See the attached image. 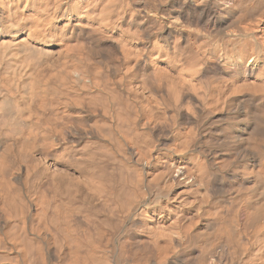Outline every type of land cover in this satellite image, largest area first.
Returning a JSON list of instances; mask_svg holds the SVG:
<instances>
[{"label":"bare ground","instance_id":"obj_1","mask_svg":"<svg viewBox=\"0 0 264 264\" xmlns=\"http://www.w3.org/2000/svg\"><path fill=\"white\" fill-rule=\"evenodd\" d=\"M263 11L0 0V264H264Z\"/></svg>","mask_w":264,"mask_h":264},{"label":"rangeland","instance_id":"obj_2","mask_svg":"<svg viewBox=\"0 0 264 264\" xmlns=\"http://www.w3.org/2000/svg\"><path fill=\"white\" fill-rule=\"evenodd\" d=\"M263 12H264V11H263ZM263 12H262V14H260V16H259L260 18L257 19V20H258L257 23H259V24H258V26H256V30L259 29V30H258L259 32H257V33L260 34L259 37H261V38H264V36H263V35H264V13H263ZM255 24H256V23H255ZM257 28H258V29H257ZM260 31H261L262 33H261ZM261 34H262V35H261ZM159 171H160V168H159V170L157 171V173H159ZM36 186H37V187H35V185H34V187H33L34 190H35V189L37 190V188H38V186H39V183L36 184ZM34 190H33V192H34ZM81 195H82L81 193L76 194V197H77V198H76V197H75V198L78 199V200L75 199V200L71 203L73 208L77 205V203H78V206L81 207V208L79 207L80 209H78V208H76V207L74 208V209H75V211H73L74 215H75L76 210L79 211V212L81 211V212H80L81 214H82L83 212H84V214H86V212L84 211L85 209L82 211V208H85V207L83 206V204H84L83 202H84L85 200H84L83 196H81ZM82 198H83V199H82ZM79 199H80V201H79ZM81 200H82V202H81ZM75 203H76V204H75ZM81 203H83V204H81ZM73 204H74L75 206H74ZM79 212H76V213H78V214H79V217H80V213H79ZM73 213H72L71 217H72L73 219L77 218L78 215H75V218H74ZM84 214L81 215L83 218L85 217ZM76 216H77V217H76ZM82 217H81V218H82ZM81 218H78L79 220L76 219V221L74 220V222H75L74 224L76 225V223L78 222L77 225L80 226L79 224H81V225L83 224V225H82V227H83V226H84V223H83V222L86 223V222L88 221L89 223L87 222L88 224H86V225L84 226V227H85L84 230L89 229L90 232H92V231L94 230V228H93L94 225L92 224L93 226H92V225L90 226V224L92 223V222H90V219H91V221H93L92 218H89L88 214L86 215V218H85L86 220L82 218V219L85 220V221L82 220V222H81ZM88 218H89V220H88ZM79 221H80V222H79ZM113 221H115V222H113ZM113 221H112L111 224H110V226H112V227H110L108 224H107L106 226H107V227L109 226L110 228L114 229L113 224H115V225H116L115 227H117L118 230H115V229L112 230V229H110V228L108 227V228L110 229V232H109V231L107 230V227H106L105 225H104L105 227L103 228V232H104L103 237L105 236V237L103 238V243H105L106 245L109 243V244H108L109 247H110V246H113L114 244H115V245L118 244V240H119V238H120V240L122 241L123 236H124V238H125V235H127V234H128V236H129V234L132 235L133 238H134V236H135V237H136V236L138 237L139 234H137L136 231H134V230H135V226H134V224H131L132 221H130V222H129V221H124V223H123V221L115 220V219H114ZM128 222H129L131 225H130ZM116 223H119L118 226H117ZM132 223H133V222H132ZM120 224H121L122 227L120 226ZM122 224H123V225H122ZM77 225H76V226H77ZM87 225H88V226H87ZM128 225H130V226L128 227ZM76 226H74L73 230H77V229L79 228L78 226H77L78 228H77ZM125 226H126V229H125ZM82 227H80V228L78 229V231H79V230L82 231ZM91 227H92L93 229H92ZM130 227H131V228H130ZM132 227H133V229H132ZM117 228H116V229H117ZM119 228H120V229H119ZM129 228H130V229H129ZM91 229H92V230H91ZM131 229H132V230H131ZM120 230H121V231H120ZM127 230H128L130 233H129ZM130 230H131V231H130ZM132 231H133V232H132ZM107 232L110 233V234H108V236H107ZM113 232H114V233H113ZM121 232H122V234H121ZM92 233H93V232H92ZM119 233H120V234H119ZM124 233H125V234H124ZM126 233H127V234H126ZM131 233H132V234H131ZM134 233H135V234H134ZM116 234L119 235L120 237H118ZM111 235H112V236H111ZM121 237H122V238H121ZM111 238H113V239H111ZM104 239H105V242H104ZM137 240H139V239H135L136 242L134 241L135 243L133 242V243L131 244L133 247L136 246V244H137ZM113 241H114V242H113ZM111 242H113V244H112ZM138 242H139V241H138ZM110 244H111V245H110ZM116 246H117V245H116ZM107 247H108V246L103 245V248H104V249H106ZM111 248H112V247H111ZM126 264H129V263H126Z\"/></svg>","mask_w":264,"mask_h":264}]
</instances>
